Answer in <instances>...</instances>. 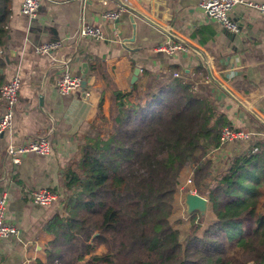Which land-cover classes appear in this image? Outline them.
Wrapping results in <instances>:
<instances>
[{"label": "crops", "instance_id": "obj_1", "mask_svg": "<svg viewBox=\"0 0 264 264\" xmlns=\"http://www.w3.org/2000/svg\"><path fill=\"white\" fill-rule=\"evenodd\" d=\"M199 1L44 0L30 19L20 12L22 0H11L0 75L2 84L19 77L20 90L10 130L0 137V191L8 190L7 220L19 235L0 240V264H63L51 261L54 236L45 229L61 215L66 170L81 145L75 135L92 121L100 101L108 116L114 91L130 92L134 83L144 90L149 78L167 72L188 77L207 65L214 79L240 101L209 80L232 128L264 137V19L238 5L230 12L238 32H230L207 17ZM119 10L116 21L102 17L104 11ZM82 25L99 29L102 40L81 38ZM55 41L61 43L58 51L46 56L34 52L35 45ZM165 43L184 45L172 54L158 51ZM65 68L81 77L84 71L85 84L62 97L56 84ZM38 137L49 141L50 153H29L19 165H11L7 147ZM248 146L218 148L214 158L231 159ZM40 189L56 191L62 200L47 207L34 204L28 195Z\"/></svg>", "mask_w": 264, "mask_h": 264}, {"label": "trees", "instance_id": "obj_2", "mask_svg": "<svg viewBox=\"0 0 264 264\" xmlns=\"http://www.w3.org/2000/svg\"><path fill=\"white\" fill-rule=\"evenodd\" d=\"M11 0H0V68ZM208 37H205L207 39ZM204 44V40L200 42ZM0 75V87L2 85ZM96 108L65 174L63 214L48 223L51 261L63 264H264V137L213 178L210 151L233 129L203 66L149 78ZM207 199L185 237L170 217L182 173ZM190 189L185 190L189 192Z\"/></svg>", "mask_w": 264, "mask_h": 264}, {"label": "built area", "instance_id": "obj_3", "mask_svg": "<svg viewBox=\"0 0 264 264\" xmlns=\"http://www.w3.org/2000/svg\"><path fill=\"white\" fill-rule=\"evenodd\" d=\"M44 0H22L20 12L28 18H34L38 9ZM107 2L103 1V6ZM238 5H242L248 9H254L264 19V4L246 2L245 0H200L198 3L199 9L209 18L218 22L223 28L230 32H238V27L230 19V12ZM121 14L119 11H104L102 17L104 20L116 21ZM81 38H89L92 40H102V34L99 29L82 25L78 31ZM183 45L176 43H165L158 47V51L172 54L180 50ZM61 48L59 41L46 42L35 45L34 52L40 56L50 55ZM177 77V74L173 75ZM82 85V77L78 74H73L69 69L65 68L57 80L56 89L58 95L65 97L78 91ZM20 90V79L14 76L12 79L3 83L0 87V137L10 130L12 119L15 114V109L18 104V93ZM262 138V134L258 131H242L225 128L222 131L220 146L222 148L227 145L247 144L250 145L253 140ZM35 153L38 155L47 156L50 153V143L46 138L38 137L28 140L21 144L9 145L6 150L7 158L11 165L17 166L21 159L29 154ZM188 184L191 181L188 180ZM184 191L185 186L180 188ZM190 193L196 194L193 189ZM31 202L42 207L52 205L61 199V195L53 190L40 189L29 193ZM63 198V197H62ZM7 201L8 190L0 191V240L17 237L19 230L16 225L7 220Z\"/></svg>", "mask_w": 264, "mask_h": 264}, {"label": "rangeland", "instance_id": "obj_4", "mask_svg": "<svg viewBox=\"0 0 264 264\" xmlns=\"http://www.w3.org/2000/svg\"><path fill=\"white\" fill-rule=\"evenodd\" d=\"M215 92H220L219 89L215 88ZM221 93V92H220ZM87 125V124H86ZM84 125L83 127H85ZM82 143V142H81ZM214 151H210L208 154V157L212 158L213 160V169H212V175L210 178H213L216 174L222 172L223 170H226L229 162L231 159H218L215 160L214 156ZM233 158V157H232ZM191 178L189 170H185L182 173L181 176V182L180 185L178 186V189L175 194V201H174V211L170 217V222L172 226L178 230H180V237L183 239L185 237V234L187 232V227H188V220L189 216L185 214L184 207L182 206V200H183V194L185 193V190L191 189L189 186L191 184H188V180ZM185 186L184 191H181V187ZM208 212H206L207 214ZM61 214H63V206L61 210ZM206 217V215H205ZM205 217L203 219H205Z\"/></svg>", "mask_w": 264, "mask_h": 264}, {"label": "water", "instance_id": "obj_5", "mask_svg": "<svg viewBox=\"0 0 264 264\" xmlns=\"http://www.w3.org/2000/svg\"><path fill=\"white\" fill-rule=\"evenodd\" d=\"M181 44L184 45L183 43H181ZM205 67H206V70L208 73L209 80L214 85H216L219 89H221L223 92L228 94L230 96V98H232L236 103L240 104V101L237 98H234V96L231 95V93L220 82H218L216 79H214V77L211 74L209 67L207 65ZM138 72H139L138 69H136L134 71L133 79H135ZM0 73H1V70H0ZM84 78H85V72L83 71L82 72V85L85 84ZM182 206L184 207V211H185L186 215H191L192 213L197 212L200 215V219L203 220V218L205 217L206 212H207L208 201H207V199H205V198H203L197 194L185 192L183 194Z\"/></svg>", "mask_w": 264, "mask_h": 264}]
</instances>
